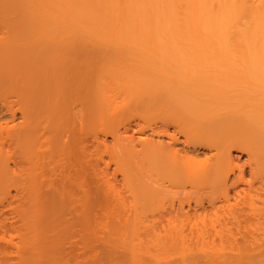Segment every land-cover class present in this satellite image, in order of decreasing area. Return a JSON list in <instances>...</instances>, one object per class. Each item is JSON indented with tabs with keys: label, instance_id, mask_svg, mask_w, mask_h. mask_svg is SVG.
Instances as JSON below:
<instances>
[{
	"label": "bare ground",
	"instance_id": "obj_1",
	"mask_svg": "<svg viewBox=\"0 0 264 264\" xmlns=\"http://www.w3.org/2000/svg\"><path fill=\"white\" fill-rule=\"evenodd\" d=\"M0 264H264V0H0Z\"/></svg>",
	"mask_w": 264,
	"mask_h": 264
}]
</instances>
